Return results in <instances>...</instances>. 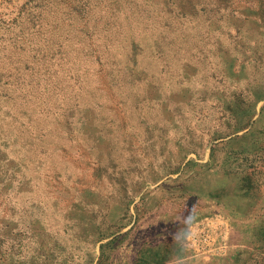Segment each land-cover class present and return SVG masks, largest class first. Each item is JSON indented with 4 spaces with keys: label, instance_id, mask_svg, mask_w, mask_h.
<instances>
[{
    "label": "rangeland",
    "instance_id": "rangeland-1",
    "mask_svg": "<svg viewBox=\"0 0 264 264\" xmlns=\"http://www.w3.org/2000/svg\"><path fill=\"white\" fill-rule=\"evenodd\" d=\"M0 264H264V0H0Z\"/></svg>",
    "mask_w": 264,
    "mask_h": 264
},
{
    "label": "crops",
    "instance_id": "crops-1",
    "mask_svg": "<svg viewBox=\"0 0 264 264\" xmlns=\"http://www.w3.org/2000/svg\"><path fill=\"white\" fill-rule=\"evenodd\" d=\"M193 238V237H192ZM191 240H193V239H190V240H188V241H191ZM194 242H197L196 240H193ZM234 243H237L236 241L234 242ZM211 244H212V242H211ZM194 255V258H197V255H199V253L198 252H195V254H193ZM199 257V256H198Z\"/></svg>",
    "mask_w": 264,
    "mask_h": 264
},
{
    "label": "clouds",
    "instance_id": "clouds-1",
    "mask_svg": "<svg viewBox=\"0 0 264 264\" xmlns=\"http://www.w3.org/2000/svg\"><path fill=\"white\" fill-rule=\"evenodd\" d=\"M191 237H189V239H190Z\"/></svg>",
    "mask_w": 264,
    "mask_h": 264
}]
</instances>
